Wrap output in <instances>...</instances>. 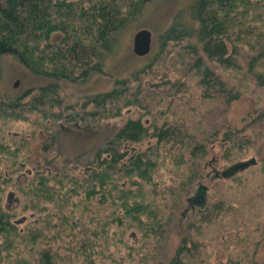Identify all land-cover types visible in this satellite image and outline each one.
I'll use <instances>...</instances> for the list:
<instances>
[{
    "label": "trees",
    "instance_id": "trees-1",
    "mask_svg": "<svg viewBox=\"0 0 264 264\" xmlns=\"http://www.w3.org/2000/svg\"><path fill=\"white\" fill-rule=\"evenodd\" d=\"M149 1L0 0V58L39 77L83 79L100 69L97 47ZM184 8L132 72L135 87L116 80L78 111L54 81L27 100L0 97V264H264V0ZM242 94L252 107L230 128L226 108ZM62 118L101 131V143L53 153ZM216 141L224 165L256 162L215 179L204 206L190 207ZM216 249L223 258L212 259Z\"/></svg>",
    "mask_w": 264,
    "mask_h": 264
},
{
    "label": "rangeland",
    "instance_id": "rangeland-1",
    "mask_svg": "<svg viewBox=\"0 0 264 264\" xmlns=\"http://www.w3.org/2000/svg\"><path fill=\"white\" fill-rule=\"evenodd\" d=\"M189 2L190 0H150L141 8L134 20L118 31L110 34L106 41L97 47V62L100 64V69L90 71L83 79L68 81L39 77L29 71L15 57H1L0 97L5 99L24 98V100H27L29 98L28 95L33 93L35 88L54 81L53 83H56L58 89V97L63 102V105L74 106V109L78 111L86 95L108 90L114 85L113 83L116 80H125L129 88L135 87L136 82L132 79V72L142 68V66H144L156 53V41L159 39L161 28L171 23L172 20L184 11L185 5ZM140 28H146L151 32L150 51L143 56H137L132 51V36L134 32ZM170 71V73H176L171 69ZM14 81H17L15 85L13 84ZM253 101L252 97L242 94L226 108V119L230 128H238L241 126L243 119L246 118L247 113L252 107ZM87 107H89V105H87ZM63 112L64 114H72V110L69 107L63 109ZM66 122L69 121L62 118L58 120V125L60 124L63 127H67ZM72 123L78 122L72 121L71 124ZM106 124L104 120L100 121V126H105ZM59 127L60 133H62L58 134L53 153L57 152L64 156L90 152L96 145L101 143L100 138H102V136L104 137L101 131L95 130L96 133L91 134V140H84L69 131L62 130L61 126ZM12 133L16 135L18 132ZM41 133L42 132L39 131L30 139V147L33 151L32 157H34V152L39 147L38 142L42 139ZM223 147L224 143L219 141L210 145L207 156H205L200 163L199 180L194 183V188L197 182L209 187L213 184L215 179L220 178L214 177L208 179L212 169L216 167L219 171L230 164L224 165L223 160L220 158ZM249 157H252V155L247 158ZM261 171L260 169L257 172L259 173ZM194 188L188 196L192 194ZM190 207H192V205H190ZM173 227V231L168 233L169 237L166 243L168 251L171 250V247L176 241V231L180 230L178 229L179 224H177V222ZM227 233L230 234L229 232ZM211 257L212 259L223 258L224 253L221 249H216Z\"/></svg>",
    "mask_w": 264,
    "mask_h": 264
},
{
    "label": "water",
    "instance_id": "water-1",
    "mask_svg": "<svg viewBox=\"0 0 264 264\" xmlns=\"http://www.w3.org/2000/svg\"><path fill=\"white\" fill-rule=\"evenodd\" d=\"M150 43H151V32L146 28H140L136 30L132 36V51L137 56H143L149 53L150 51ZM17 81H14V85ZM255 158L249 157L240 161H235L230 163L223 169L219 170L218 176L220 178H226L237 171H242L250 165L255 164ZM206 190L207 186L201 184L199 182L196 183L194 191L189 196L191 198V205L196 207H203L206 202ZM11 193H7V197H9ZM24 220V216H20L16 218L14 221L16 223H20ZM133 234V233H132Z\"/></svg>",
    "mask_w": 264,
    "mask_h": 264
},
{
    "label": "flooded vegetation",
    "instance_id": "flooded-vegetation-1",
    "mask_svg": "<svg viewBox=\"0 0 264 264\" xmlns=\"http://www.w3.org/2000/svg\"><path fill=\"white\" fill-rule=\"evenodd\" d=\"M71 122L72 121H69V122H66L67 124V127H63L62 125H60L59 124V126H61V129L62 130H64V131H69V132H71V133H73L74 135H77V137H80L81 139H84V140H91V134H95L96 133V131L94 130V129H92L88 124H83V125H80L79 126V124L78 123H72L71 124ZM68 124H71V125H68ZM69 126V127H68ZM64 128H66V129H64ZM87 130V131H86ZM62 133V132H61ZM60 133V134H61ZM102 133V132H101ZM42 138H43V136H42ZM209 162H211V161H209ZM218 170L216 169V167L215 168H213L212 169V171H211V174H210V176L208 177V179H211V178H214V177H217L218 176ZM8 193H10V192H8ZM7 196V195H6ZM10 197H12L11 195L9 196V197H7V199H6V202L8 203V204H11L12 203V201H11V198ZM191 198L190 197H187L186 198V201L188 202V203H190V205H191ZM193 207V206H192ZM195 207V206H194Z\"/></svg>",
    "mask_w": 264,
    "mask_h": 264
}]
</instances>
